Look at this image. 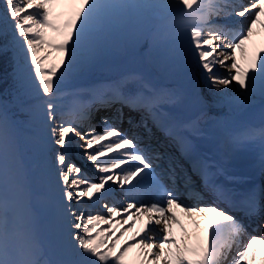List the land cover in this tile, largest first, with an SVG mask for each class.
I'll return each mask as SVG.
<instances>
[{"label": "snow or ice", "instance_id": "6c2138e0", "mask_svg": "<svg viewBox=\"0 0 264 264\" xmlns=\"http://www.w3.org/2000/svg\"><path fill=\"white\" fill-rule=\"evenodd\" d=\"M0 2L3 5L0 59L10 57L19 94L40 100L27 110L39 121L40 142L52 147L55 175L49 172V176L51 185L59 193L56 214L64 226L57 257L38 258L40 252L31 226V193L21 162L17 128L0 102V264H127L125 258L133 248L139 250L138 264H241L253 242L264 245V238L251 236L247 247L229 260L232 246L244 230L231 209L215 202L188 205L174 196L170 187L159 183V178L163 177L171 185L194 188L195 175L201 184L217 193L218 198L225 197V190L215 182L220 169L199 155L193 139L202 134L200 123L204 113L182 118L173 111L186 104L183 91L151 90L148 95L137 93L129 99L117 93L121 108L116 109L114 117L101 118L102 129L91 124L81 125L79 120H65L63 115L58 119L54 103L61 93V82L89 65L102 41H108L114 31L132 23L143 10L161 7L175 16L171 32L181 40L178 55L198 74L190 92L194 103H202L204 92L224 100L233 86L245 95L257 90L264 94V56L261 55L264 45L248 49L257 25L264 28V0H248L239 5L235 0H163L162 3L66 0L75 7L64 20L53 16L52 8L58 0ZM232 17L247 21L239 36L234 37L227 24ZM238 51L243 62L237 60ZM53 52L58 54L57 60L49 59ZM217 65L226 70L224 75L215 71ZM125 105H134L147 113L138 124H130L128 130H122L113 122L123 121ZM100 106L110 105L100 102ZM153 129L164 134L175 152L187 162V168L175 154L169 155L167 165L161 167L164 157L159 151L150 152L144 144L145 139L155 136ZM261 147L264 149V142ZM74 149L80 150L83 160L96 172L95 180L89 178L76 161ZM110 184L122 190L127 186L133 199L123 208L104 205V213L94 214L77 207L85 200L98 201ZM150 185L158 186L159 201L149 203L134 198ZM249 199L254 200L255 194ZM174 208L189 217L207 219L215 214L220 219H212L207 224L204 242L194 246L172 235V224L179 222ZM132 209L135 211L131 213V221L125 218L121 223L118 218ZM138 214H147L148 219L130 238L133 243L125 241L117 247L131 230L124 225L134 223ZM156 225L162 226L160 235L153 230Z\"/></svg>", "mask_w": 264, "mask_h": 264}, {"label": "rangeland", "instance_id": "374dc122", "mask_svg": "<svg viewBox=\"0 0 264 264\" xmlns=\"http://www.w3.org/2000/svg\"><path fill=\"white\" fill-rule=\"evenodd\" d=\"M146 2L162 3L163 0H146ZM74 7V5L66 2V0H58V2L54 4L52 8L53 16L59 20L67 19L74 11ZM2 8L3 5L2 2H0V10H2ZM167 11V9L162 7L156 9H145L138 17L134 19L132 23L123 27L120 31H114L108 41H102L95 59L86 67L80 68L68 75L64 81L61 82V93L58 94L57 98L54 100V103L57 105L58 119L61 115H63L65 120H79L81 125L86 126L91 124L97 126L98 129H102L104 125H99V123L95 122L93 119H88V121L80 120L79 118H81V114L83 112L79 111V108L82 105V107L85 109V112H88L89 108L87 103L93 102L90 107V110L93 112V114L96 116L106 114L110 117H114L116 109L121 108V103L116 100L117 93H108L104 98H99L98 101H94V96H96V92L100 90V87H103L106 84H108L109 87H114L121 83L130 84L132 86L131 90L134 91V93H143L145 95L150 94L151 90L180 89L185 93L187 102L185 105L177 107L175 112L182 118H185L188 108L192 104H196L193 102L190 92L198 74H190L188 70L190 66L184 63L178 55L181 46V40L178 35L172 34L171 32V27L175 24V16L170 19H166L165 13ZM239 29L240 28H238V30ZM151 37H154V40H151ZM49 59L57 60L58 54L53 52ZM134 59H136V61H134ZM123 60L132 62V70L128 73L117 75L113 70H121L125 66V64L121 65ZM145 60L147 67L144 65ZM137 69H142L144 73L137 72ZM159 74L161 76H159ZM159 78H161L160 81L170 80L171 84H154V81H157ZM184 79H188L187 83H185ZM196 91L199 92L200 88L198 87ZM252 94L254 95L250 96V99L242 106V108L247 104L254 102L255 100L264 98V94H261L259 90ZM255 95L259 96L255 98ZM217 98L219 100V97ZM100 102H105L110 106H100ZM23 108L26 109L28 107L24 106ZM240 110L237 112L231 111L227 116L222 115L224 110H206L204 117L210 116V118L206 121H203V117L201 121L204 122V128H208L210 130L217 142L223 144V146L225 145L227 148L230 146L233 147L234 139H232L231 129L233 128L236 121L240 123L237 117V113ZM78 111L80 113L79 117L77 116ZM122 111L123 121L119 123H121L123 127H128V129L131 123L134 124L137 120L140 122L142 117L147 116V113L144 109L135 111L134 109H130L127 105L123 106ZM32 114L33 112L29 116ZM148 122H150V120ZM26 127L28 134H31L34 138L40 141L39 133L37 131L40 128L38 119H29V121H26ZM48 148L52 154V147L48 145ZM74 155L76 161L83 166L85 174L89 178L95 180L97 178V174L94 172L90 164L83 160L80 150L74 149ZM23 170L28 180L29 175H27V169L25 166L23 167ZM38 171L45 172L46 169L44 167H39ZM43 176L46 175L43 174ZM118 189L119 187H114V192H112V194L110 193V196L105 190L104 193L99 197L98 201L94 200L89 202L85 200V203L77 205V207L93 211L94 214L95 212L104 213V205L117 206V204H109V197H113L116 201L117 199L115 197L124 199L121 193L116 194ZM142 192L146 195L148 194L155 197L153 194L155 192L153 190L150 192V190L147 191V189H142ZM58 195L59 193L54 187L42 189L38 204L40 203V206L44 212L49 211L50 214V211L56 208ZM113 198H111L110 201H113ZM132 198L133 197L131 196L127 197V201H131ZM148 201L150 203L154 200L152 198V200L149 199ZM33 218L34 215L31 213V224L34 225V228H36L35 233L37 234L39 231V226H37L35 220H32ZM179 219L181 218L179 217ZM57 220L58 219L56 218L55 220L52 218L53 222H56ZM50 224L51 223L48 216V219L46 218L44 228L47 227L48 229ZM58 232H61L60 228ZM243 233H246V231H243ZM238 238L239 236L236 239ZM125 241L127 240L121 239L120 245H117V247L123 245ZM139 258L140 257L137 255V249L133 248L125 259L127 264H138Z\"/></svg>", "mask_w": 264, "mask_h": 264}, {"label": "bare ground", "instance_id": "6f19581e", "mask_svg": "<svg viewBox=\"0 0 264 264\" xmlns=\"http://www.w3.org/2000/svg\"><path fill=\"white\" fill-rule=\"evenodd\" d=\"M239 1H242V0H239ZM234 18H236V17H234ZM238 19H239V22L242 23V25H247V21L243 20V18H238ZM231 30H232L234 37L240 35V32L236 31L234 28H232ZM262 45H264V29H261V27L259 25H257L255 33L252 37V40L248 44V49H249V51H251L254 48H258ZM224 50L228 51V49H226V48ZM237 54H238L237 60L243 62V57H242L241 53L238 51ZM262 55H264V53H262ZM190 70L193 71L192 68H190ZM215 71L219 75H224L226 70L224 68L220 67L219 65H217L215 68ZM251 95H252V93H248L247 95H245L238 88H236L234 86L229 89L227 96L225 97L224 100H218V98H217L218 95H216V94H209L207 92H204L203 96H202V103L192 104L188 108L189 109L188 113L190 114L192 112H195V113L202 112L201 109H203L204 107H209V109H214V108H217L216 110L223 109L226 111L225 113L227 115L231 111H237L238 109H240L248 101V98ZM101 124H102V121H101ZM263 129L264 128H262L261 130H263ZM255 135H256V138L252 139V138H250L247 131H242V130L236 131V136L239 139V143L236 144V146H235V148L231 154H224L222 158H220V156H219V154H222V150H221L220 146L218 145V143L214 139H212L210 137V135L208 133L205 132V135L201 134V135L194 136L193 139L197 145V148L202 153L205 154V157L207 158V160L210 161L211 163H213L214 165H216L220 169V173L216 178L221 180L228 187H230V186L234 187V185L236 187V186H240L239 184H241V186H243L244 183L251 182L250 176H253L255 180H258L260 176L264 175V149H262V147H261L262 143H260V136L258 134H255ZM261 141L264 142V138ZM246 159L253 160V162L256 161V164L253 165V163H252V164L246 165L245 164ZM163 164L164 163H161V166ZM240 171H242V174L236 176V174ZM194 177H196V176H193V178ZM196 178H198V177H196ZM196 178H195V180H196L195 181V187L197 189L198 187L203 186V184H201L200 180H198ZM163 181L166 182L167 184L169 183L166 179H163ZM235 183H238V184H235ZM161 184L165 185L163 183H161ZM115 186L116 185L110 184L107 187L106 191L107 190L112 191L113 190L112 188ZM149 188H158V186L150 185V186L145 187L144 189H149ZM174 191H175L174 193H179V192H181V188L180 189H174ZM119 192L123 195L125 201L119 200V202L117 204H118V207L123 208L126 206V204L128 202H130V201H127V197H130V195L127 192V186H125L123 190L120 188ZM206 193H207V196L203 197V198L201 196L193 198V197H189L188 195H184L182 197H179V199L181 198V200H184L188 205H198V204L203 203V202H209V203L210 202L211 203L216 202V203H218V201L212 197V195H211L212 192H210V190L207 189ZM188 194H190V193H188ZM225 194H226V191H225ZM227 197H228V195H225V197H222V199L229 200V198H227ZM231 197L233 198V195H231ZM259 197H260V199H258V200L261 201V205L262 204L264 205V198H262L261 196H259ZM147 198L148 197L146 195H144L142 190H141V195L137 196L135 199L136 200H144V201L148 202ZM242 203H243L242 205H240V204L235 205L231 201L230 206L233 207V208H231V210L234 211V208H235V209H239V210H241L247 214L253 213V215L255 216V223L253 224V222H251L250 220H249V222L247 221L249 228L252 229L251 236H257V237L264 238V227L260 228V227L256 226V225H258V223L256 221L259 218V216H261L262 213H263V218L260 217V219H264V210L260 209L259 213H258L259 215H258V214H255V212H253L256 208V205H255L256 203H250V202H247L246 200H244ZM136 207L137 208L139 207L138 203H137ZM134 211H135V209H132L130 212L119 217L118 219H120L121 223L123 222V220L125 218H128L131 221V219H132L131 213ZM174 211L176 212L177 216L180 215L184 218V221H185V223H187V228L189 229L190 233L191 234L196 233V235L192 234L191 237L190 236L187 237V234L185 233L186 231L184 230V228L178 224H175V229L177 231L176 235L180 237V240L182 242L188 241L189 243H191L194 246H198L204 242L206 230H207V224L212 219H220L219 217H216L215 214H212L207 219H205L204 217H200V216L189 217L181 209L175 208ZM236 217H238V216H236ZM240 219H242V218H240ZM246 220H248V219H246ZM145 221H146L145 214H143V215L138 214V216L135 218L134 223H130V225H124L125 229L129 228V226H130L131 230L128 231L127 235L123 236L121 239L127 240L128 243H133V241L130 238L133 236V234L136 231H138L143 226ZM106 227H108V226H106ZM161 227H162L161 225H156L153 230L156 231L158 233V235H160L161 233L159 230ZM202 229H204V232L199 233V231ZM116 235L119 236L120 234L116 233ZM250 238H247V241ZM137 239H139V238L137 237ZM234 244L239 245L241 250L243 247H247L246 241L241 242L239 244H236V243H234ZM137 255L140 257L138 249H137ZM232 258H234V257H232ZM232 258H229V260H231ZM241 264H264V245H260L257 242H253L252 248H250L248 250V255L245 257V259L243 261H241Z\"/></svg>", "mask_w": 264, "mask_h": 264}, {"label": "trees", "instance_id": "16d2710c", "mask_svg": "<svg viewBox=\"0 0 264 264\" xmlns=\"http://www.w3.org/2000/svg\"><path fill=\"white\" fill-rule=\"evenodd\" d=\"M0 94L2 96L4 104L7 106L8 112L12 117L19 123L24 121L27 117L26 115L30 112L24 110L19 104L27 100L29 96H21L18 91V84L13 75V63L9 58L0 59ZM36 102L30 103V108L36 105ZM24 141L26 136L23 137ZM23 153L26 157H31L34 154L32 146L25 143L23 144ZM36 153H39L38 151ZM35 184L38 185V179L35 178ZM35 234L33 233V238ZM48 245V241H46ZM40 250V248H38Z\"/></svg>", "mask_w": 264, "mask_h": 264}]
</instances>
